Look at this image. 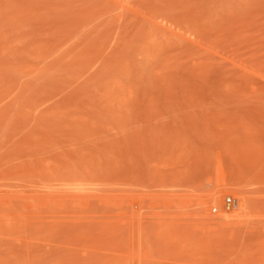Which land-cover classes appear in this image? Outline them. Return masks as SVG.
<instances>
[{
    "label": "rangeland",
    "instance_id": "1",
    "mask_svg": "<svg viewBox=\"0 0 264 264\" xmlns=\"http://www.w3.org/2000/svg\"><path fill=\"white\" fill-rule=\"evenodd\" d=\"M0 264H264V0H0Z\"/></svg>",
    "mask_w": 264,
    "mask_h": 264
},
{
    "label": "built area",
    "instance_id": "2",
    "mask_svg": "<svg viewBox=\"0 0 264 264\" xmlns=\"http://www.w3.org/2000/svg\"><path fill=\"white\" fill-rule=\"evenodd\" d=\"M231 204H232V198L227 197L224 201V208L228 209ZM213 211H216V209L214 208Z\"/></svg>",
    "mask_w": 264,
    "mask_h": 264
},
{
    "label": "bare ground",
    "instance_id": "3",
    "mask_svg": "<svg viewBox=\"0 0 264 264\" xmlns=\"http://www.w3.org/2000/svg\"><path fill=\"white\" fill-rule=\"evenodd\" d=\"M238 205H239V204H237V203H236V205H235V206H237V207H238ZM257 222H258V221H257ZM257 222H256V223H257ZM261 224H262V223H261ZM259 225H260V222H259ZM254 227H256V226H254ZM260 228H261V227H260ZM255 229H256V228H255Z\"/></svg>",
    "mask_w": 264,
    "mask_h": 264
}]
</instances>
